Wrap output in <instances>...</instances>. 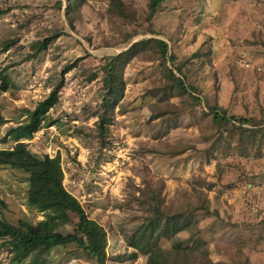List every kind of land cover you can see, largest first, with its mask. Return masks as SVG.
Instances as JSON below:
<instances>
[{"label": "rangeland", "instance_id": "rangeland-1", "mask_svg": "<svg viewBox=\"0 0 264 264\" xmlns=\"http://www.w3.org/2000/svg\"><path fill=\"white\" fill-rule=\"evenodd\" d=\"M123 1L132 23L110 12L108 0H86L71 25L67 0H0L8 12L0 16V73L11 80L0 93V150L14 147L7 134L28 119L23 109H34L61 83L42 129L23 141L39 156H60L65 188L107 232V264L147 263L146 256L117 259L134 251L126 236L146 215L141 202L151 190L171 211L201 205L203 192L210 212H197V232L181 236L201 240L214 264H264V136L243 144L239 123L220 125L202 113L208 103L230 118L264 122V0H165L150 22L149 0ZM147 38L169 44L167 60L149 54L127 66L125 93L102 142L96 122L104 60ZM38 43L46 47L38 50ZM171 54L203 104L154 120L150 104L164 96ZM169 100L185 104L177 95ZM27 190L23 173L0 167V219H43L29 210ZM0 264H13L1 240ZM48 264L93 263L59 249Z\"/></svg>", "mask_w": 264, "mask_h": 264}, {"label": "trees", "instance_id": "trees-1", "mask_svg": "<svg viewBox=\"0 0 264 264\" xmlns=\"http://www.w3.org/2000/svg\"><path fill=\"white\" fill-rule=\"evenodd\" d=\"M165 0H149L146 20L162 8ZM110 12L125 22L132 23L135 16L123 0H108ZM86 0H67L66 18L71 25L81 14ZM62 8V1L58 2ZM8 12L0 11V16ZM136 34L134 32L129 38ZM14 42L6 43L4 50L8 51ZM46 43L36 44V48L44 49ZM169 44L157 38H147L132 44L127 50L104 60L102 71V102L98 106L97 128L102 142L105 141L116 109L120 104L126 89L125 69L137 58H145L149 54H160L167 60ZM171 67L165 68L168 82L160 96L150 104L152 117L165 119L184 112L187 109L201 107L203 99L198 95L199 89L193 83L186 82V74L182 66L177 64L173 54L169 57ZM71 69V68H69ZM6 70L0 73V93L10 89L11 80ZM62 84L59 83L50 94L39 101L34 109H23L28 119L12 127L8 136L16 143L10 149L0 150V167L19 171L26 176L28 184L27 205L29 210L43 215L42 220L33 221L22 217L17 222L0 219V240L9 246V255L13 264H48L49 257L55 250L73 249L88 258L93 264H107L108 236L105 228L92 219L83 208L80 201L64 186V172L60 156H39L32 152L25 139H32L40 131L45 118L59 101ZM171 93H167V92ZM177 95L182 98L183 105L175 106L170 98ZM185 105V106H184ZM207 111L202 112L205 118L213 117L220 125L239 123V142L246 139L252 145L257 133L264 136V122L253 118H230L217 105L206 103ZM51 126V125H48ZM141 205L147 207L146 215L138 223L134 231L126 236V242L134 251L129 256H123L117 261L136 260L146 256V264H214L209 258V251L201 240H183L181 234H194L197 229L194 223L197 212H210L209 203L203 200V192H197L201 205L189 206L186 210H167L161 193L151 190ZM198 201V200H197ZM72 225L74 229L68 230ZM181 236V237H180ZM169 242V248L162 243ZM233 264H252L250 260L236 261Z\"/></svg>", "mask_w": 264, "mask_h": 264}]
</instances>
